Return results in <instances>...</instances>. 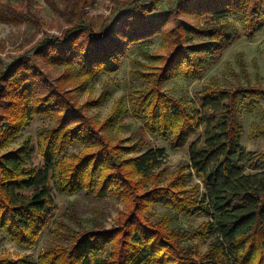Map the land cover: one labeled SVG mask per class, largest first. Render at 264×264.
I'll use <instances>...</instances> for the list:
<instances>
[{"label": "trees", "instance_id": "trees-1", "mask_svg": "<svg viewBox=\"0 0 264 264\" xmlns=\"http://www.w3.org/2000/svg\"><path fill=\"white\" fill-rule=\"evenodd\" d=\"M88 1L69 0L74 19L68 21L69 26L60 36L44 38L28 65L25 63L29 61L20 59L4 70L0 68V149L34 115L52 121L38 134L42 168L28 163L27 143L0 153V231L20 246L36 245L53 206L50 176L59 177L55 180L62 193L86 189L92 194L96 189L93 196L111 194L129 203L131 210L118 227H85L69 246L55 243L36 262L27 256L0 257V264H264V170L253 164L254 171H246L254 152L240 144L243 127L238 101L239 96L264 99V87L240 85L223 89L207 85L200 107L188 110L181 99L163 91L171 79H199L215 57H220L238 36V29L227 22L229 16L238 15L247 37L264 29V0H177L165 15L154 17L149 13L157 9V0H132L130 8L98 30L83 16V6ZM177 14L199 17L202 23L175 18ZM171 17L177 30L170 39L172 47L159 58L162 64L155 70H137L148 86L133 102V111L137 118L144 119L140 134L146 131L160 136L173 149L184 146L201 128L200 137L189 145L187 164L201 177L204 191L200 194L195 187L182 188L179 176L167 186L149 185L148 178L153 177L151 182L157 179L155 171L163 164L165 149L139 142L126 148L110 144L106 135L123 123L125 109L121 103L103 122L91 121L82 113V106L74 105L36 69L37 57H41L45 63L78 68L76 76L83 77L84 82L114 73L131 49L160 34ZM67 75L69 80L76 77L70 70ZM98 103L99 100H89L84 106ZM260 135L264 136V129ZM73 143L97 150L76 155L71 164L64 166V152ZM120 149L137 154L124 158ZM260 155L264 163V153ZM104 168L109 171L106 175L102 174ZM26 191L29 194L23 193ZM153 204L164 205L174 216L198 213L210 217L195 232L203 239L214 235L209 249L202 254L198 244L188 243V229H165V219L153 223ZM111 243L115 249L112 258L105 261L100 253Z\"/></svg>", "mask_w": 264, "mask_h": 264}, {"label": "rangeland", "instance_id": "rangeland-1", "mask_svg": "<svg viewBox=\"0 0 264 264\" xmlns=\"http://www.w3.org/2000/svg\"><path fill=\"white\" fill-rule=\"evenodd\" d=\"M142 1L148 0L138 2ZM132 2V0H89L83 6V16L98 30L104 24H111L119 14L132 6ZM176 2L177 0H157V9L151 11L149 16L165 15ZM71 10L69 0H0V68L4 70L6 66L20 59L24 62L29 61L25 63L28 65L34 60L32 58L35 47L44 38L60 36L69 26L68 21L74 19ZM177 17L196 25L202 23V19L191 15L177 14L175 18ZM227 22L238 29V36L224 49L220 57H215L203 76L196 80L174 78L163 86V91L181 99L187 110L193 106L200 107L202 91L207 85L223 89H232L240 85L264 87V29L253 37H247L237 14L229 16ZM174 26L175 22L171 17L160 34L131 49L116 72L100 74L92 80L85 81L86 83L83 77L76 76L78 68L71 70L63 64L45 63L46 61L41 57H37L36 69L43 72L74 105L82 106V113L91 121L103 122L113 107L121 103L125 109V115L121 119L123 123L120 128H112L109 135H106L111 140L110 144L126 148L132 146L134 142H139L146 143L148 147L165 149L166 157L163 164L155 171L157 179L151 182L153 177L148 178L149 185L167 186L175 176H179L184 184L182 188L189 190L195 187L200 194L204 191L201 177L194 173L193 169H188L187 164L189 145L200 137L201 128L184 146L173 149L169 141L160 136H152L146 131L140 134L144 119L137 118L133 111V102L148 86L147 82L138 75L137 70L153 71L162 64L159 58L170 51L172 47L170 39L177 33ZM69 70L72 76H76L74 79L67 78ZM89 100H99L100 104L84 106ZM238 101L239 122L243 127L240 144L245 150L254 152L253 161L247 164L246 171L253 172L255 169L253 164L256 169L264 170V163L261 162L260 157V154L264 153V136L260 135V130L264 129V99L256 101L253 97L246 99L239 96ZM51 125V119L34 115L28 125L8 145L0 149V153L27 143L28 163L32 167L42 168L44 161L38 151V134ZM92 150H97V147H85L73 143L64 152L63 165L68 166L73 162L74 156L79 157ZM119 152L124 158L137 154L131 150L120 149ZM108 172L107 168H104L102 174L106 175ZM55 179L58 181L59 177L48 178L53 206L49 209L48 225L41 231L36 245L30 248L20 246L0 231V257L17 259L27 256L36 262L38 256L55 243L69 246L73 238L79 237L85 227L96 225L105 230L118 227L131 210L129 203L111 194L93 196L96 189L92 194L86 189L74 194L62 193ZM23 193L29 194V191ZM150 208L153 223L166 220L165 229L172 228L171 226L188 229L191 231L188 243L198 244V251L202 254L209 249L214 235L203 239L196 236L195 232H198L200 224L211 220L210 217L198 213L174 216L168 213L167 207L160 204H153ZM114 249L112 243L107 245L100 253V257L109 261Z\"/></svg>", "mask_w": 264, "mask_h": 264}]
</instances>
